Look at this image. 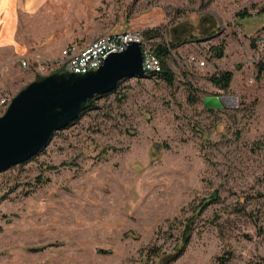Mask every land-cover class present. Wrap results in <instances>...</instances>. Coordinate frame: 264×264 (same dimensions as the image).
I'll list each match as a JSON object with an SVG mask.
<instances>
[{"label":"rangeland","instance_id":"obj_1","mask_svg":"<svg viewBox=\"0 0 264 264\" xmlns=\"http://www.w3.org/2000/svg\"><path fill=\"white\" fill-rule=\"evenodd\" d=\"M135 30L151 48L175 45L161 61L172 84L122 80L34 158L0 172V264H168L186 228L170 264L227 254V264H264V0H54L21 24L20 35L42 38L32 49L42 59L5 69L0 116L37 77L62 72L66 47ZM222 71L233 73L226 91L209 81ZM207 95L237 105L210 112ZM214 190L220 200L195 215ZM152 247L164 256H146Z\"/></svg>","mask_w":264,"mask_h":264},{"label":"water","instance_id":"obj_2","mask_svg":"<svg viewBox=\"0 0 264 264\" xmlns=\"http://www.w3.org/2000/svg\"><path fill=\"white\" fill-rule=\"evenodd\" d=\"M147 75L139 43L109 54L86 74L55 73L37 79L19 91L0 116V172L29 161L84 112L89 100L113 92L126 78ZM236 98L207 95L205 110L235 107Z\"/></svg>","mask_w":264,"mask_h":264},{"label":"built area","instance_id":"obj_3","mask_svg":"<svg viewBox=\"0 0 264 264\" xmlns=\"http://www.w3.org/2000/svg\"><path fill=\"white\" fill-rule=\"evenodd\" d=\"M130 43L141 45L147 75H159L162 71L160 59L154 54L152 48L146 44L143 34L136 30L101 36L82 48L76 46L66 47L61 52L64 67L60 73L86 74L96 70L109 54L122 51ZM256 45L260 52H264V39H258ZM190 60L197 62L194 56ZM21 65L25 66V61H22ZM199 66H204V62H199ZM3 102L4 99L1 100V103Z\"/></svg>","mask_w":264,"mask_h":264},{"label":"crops","instance_id":"obj_4","mask_svg":"<svg viewBox=\"0 0 264 264\" xmlns=\"http://www.w3.org/2000/svg\"><path fill=\"white\" fill-rule=\"evenodd\" d=\"M54 0H0V80L18 59L37 62L39 52L32 51L42 38L20 35L22 22L41 13ZM1 82V81H0Z\"/></svg>","mask_w":264,"mask_h":264},{"label":"trees","instance_id":"obj_5","mask_svg":"<svg viewBox=\"0 0 264 264\" xmlns=\"http://www.w3.org/2000/svg\"><path fill=\"white\" fill-rule=\"evenodd\" d=\"M145 34L147 36H150L151 35V32H146ZM174 46H175L174 44H169L168 46L161 45V44H157V45H155L154 48H152V50H153L154 54L160 59V61H162V60H165L169 56L170 49L174 48ZM211 51H213V53L211 54V57L212 58L213 57L216 58V59L222 58L223 55H224V47H223V44H220L219 46L212 47L211 48ZM159 75H161L164 78V80L169 85L172 84V82H173V75H172V73L168 69L164 70L162 68V71H161V73ZM232 77H233V73L231 71H222V72H219V73H216V74L211 75L209 77V81H210V83L215 88H217L219 90H222V91H226L229 88V85H230V82L232 80ZM36 79H40V77H37ZM94 98H92L91 100H89L87 102L84 111H88V110H90V109L93 108V102L92 101H93ZM196 101H197V98L196 97L190 99V102L191 103H195ZM255 145L258 148H261L262 147L261 146V143H259V142H255ZM244 199L245 198H243V200ZM219 200H220L219 193H218L217 190H214L210 194V196L208 198L202 199L201 202L198 204V206L195 207V209H194L195 215H198L199 213H201L206 208V206H208L209 204H211L213 202H218ZM241 210L243 212H245L244 208H242ZM254 224H255V226L257 228L258 235H263L262 226L259 223V220L257 218L254 219ZM189 231L190 230H188L186 228V230L183 231L181 241L176 244V246L174 247L173 251L168 256L165 255L166 257H168L166 263L170 264L171 262H173L176 259H178L184 253L185 246H186V244L189 241ZM245 237H247V236H245ZM148 255L155 256V258H157V259H160V257L164 256L163 254H160V249L157 248V247L148 248L147 249L146 256H148ZM230 258H231V255H229V254H227V256L218 257L216 263L217 264H227L228 261L230 260ZM156 261L155 262L154 261L153 262L149 261L148 264H160L159 262H156ZM259 263H255V264H259Z\"/></svg>","mask_w":264,"mask_h":264}]
</instances>
